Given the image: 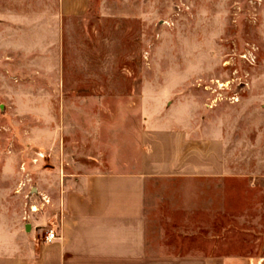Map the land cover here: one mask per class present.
<instances>
[{"label":"rangeland","instance_id":"rangeland-1","mask_svg":"<svg viewBox=\"0 0 264 264\" xmlns=\"http://www.w3.org/2000/svg\"><path fill=\"white\" fill-rule=\"evenodd\" d=\"M84 1L0 0V253L27 240L24 195L127 113L221 138L230 175L258 179L241 192L264 230V0Z\"/></svg>","mask_w":264,"mask_h":264},{"label":"crops","instance_id":"crops-1","mask_svg":"<svg viewBox=\"0 0 264 264\" xmlns=\"http://www.w3.org/2000/svg\"><path fill=\"white\" fill-rule=\"evenodd\" d=\"M84 2L61 6L78 11ZM124 115L119 129L111 120L95 127L93 160L56 178L51 204L0 264H264L256 194L245 203L241 192L258 179L230 175L223 140ZM54 215L58 239L42 244Z\"/></svg>","mask_w":264,"mask_h":264},{"label":"built area","instance_id":"built-area-1","mask_svg":"<svg viewBox=\"0 0 264 264\" xmlns=\"http://www.w3.org/2000/svg\"><path fill=\"white\" fill-rule=\"evenodd\" d=\"M22 187V186H21ZM22 189V188H21ZM24 209L22 212V219L24 222L29 220L41 212L46 206L51 204V200L48 196L37 192L33 193V189L24 195ZM52 224L47 225L43 231V237L39 240L42 244H49L58 239L57 235V217H52Z\"/></svg>","mask_w":264,"mask_h":264}]
</instances>
